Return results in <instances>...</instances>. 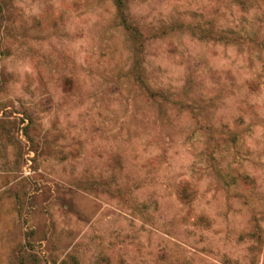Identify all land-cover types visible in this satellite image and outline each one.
<instances>
[{
  "label": "rangeland",
  "instance_id": "rangeland-1",
  "mask_svg": "<svg viewBox=\"0 0 264 264\" xmlns=\"http://www.w3.org/2000/svg\"><path fill=\"white\" fill-rule=\"evenodd\" d=\"M122 1L0 0V264H264V0Z\"/></svg>",
  "mask_w": 264,
  "mask_h": 264
},
{
  "label": "trees",
  "instance_id": "trees-1",
  "mask_svg": "<svg viewBox=\"0 0 264 264\" xmlns=\"http://www.w3.org/2000/svg\"><path fill=\"white\" fill-rule=\"evenodd\" d=\"M117 11L119 12V15L121 16V24L122 26L132 33L133 35L138 33V29L132 26V24L127 20V15L125 14L124 4L122 0H114ZM27 135V132L24 133ZM194 190L189 187V185H181L179 190V197L185 201L191 203L193 197H194ZM24 262L22 261V264Z\"/></svg>",
  "mask_w": 264,
  "mask_h": 264
}]
</instances>
